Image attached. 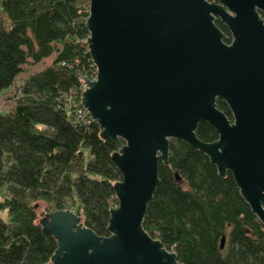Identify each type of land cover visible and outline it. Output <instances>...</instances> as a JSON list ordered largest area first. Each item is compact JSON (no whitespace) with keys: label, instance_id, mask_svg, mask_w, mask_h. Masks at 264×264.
<instances>
[{"label":"water","instance_id":"95a60500","mask_svg":"<svg viewBox=\"0 0 264 264\" xmlns=\"http://www.w3.org/2000/svg\"><path fill=\"white\" fill-rule=\"evenodd\" d=\"M262 14L264 0H89L86 44L96 70L84 78L81 105L117 145L121 179L107 236L68 208L43 216L56 240L49 264H177L176 253L142 226L171 139L204 153L220 176L229 171L264 224ZM201 122L215 128V140L198 138Z\"/></svg>","mask_w":264,"mask_h":264},{"label":"trees","instance_id":"16d2710c","mask_svg":"<svg viewBox=\"0 0 264 264\" xmlns=\"http://www.w3.org/2000/svg\"><path fill=\"white\" fill-rule=\"evenodd\" d=\"M88 7L89 0H0V92H15L12 110L0 111V264H49L56 240L41 219L56 209L68 208L98 236L109 235L121 173L117 145L80 104L84 78L94 79L96 70L86 44ZM215 23L229 43L227 28ZM51 56L45 68L20 77L27 64ZM216 103L231 119L227 104ZM196 134L205 142L218 136L206 122ZM40 201L47 206L41 217ZM142 226L176 253L177 264H264V224L232 174L220 176L182 140L171 139L168 163L159 161Z\"/></svg>","mask_w":264,"mask_h":264},{"label":"rangeland","instance_id":"374dc122","mask_svg":"<svg viewBox=\"0 0 264 264\" xmlns=\"http://www.w3.org/2000/svg\"><path fill=\"white\" fill-rule=\"evenodd\" d=\"M53 56L46 58L42 60L41 62L37 64H27L26 68L27 70L23 72L20 77L25 78L27 77L30 73L40 71L43 68H45L47 65L50 64ZM91 79V77H89ZM15 105V92L13 88H9L5 91L0 92V111L5 112V111H10ZM11 157L8 153H6L3 156V164L4 167H7L8 163L10 162ZM4 194V187H0V197H3ZM46 203L40 201L37 203V214L39 217L43 216V213L46 211Z\"/></svg>","mask_w":264,"mask_h":264},{"label":"built area","instance_id":"2783aa9c","mask_svg":"<svg viewBox=\"0 0 264 264\" xmlns=\"http://www.w3.org/2000/svg\"><path fill=\"white\" fill-rule=\"evenodd\" d=\"M84 87H85V84H84ZM80 104H81V99H80ZM82 106V105H81ZM83 107V106H82ZM84 108V107H83ZM84 110H85V113H87L88 115H90L88 112H87V110L84 108ZM77 112L78 113H81V114H84V112H83V110L82 109H79V108H77ZM91 117V116H90ZM92 119V118H91Z\"/></svg>","mask_w":264,"mask_h":264}]
</instances>
